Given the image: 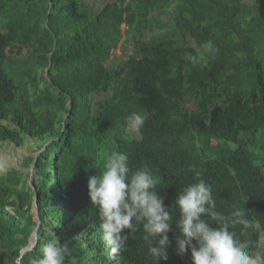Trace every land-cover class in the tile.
<instances>
[{
	"label": "trees",
	"instance_id": "1",
	"mask_svg": "<svg viewBox=\"0 0 264 264\" xmlns=\"http://www.w3.org/2000/svg\"><path fill=\"white\" fill-rule=\"evenodd\" d=\"M122 40L130 53L110 59ZM133 112L147 115L138 132ZM28 140L0 177V264H29L53 234L69 245L64 264H155L142 226L116 255L101 239L87 179L113 151L147 165L170 208L158 264H191L176 253L173 203L196 172L216 211L243 204L264 224V0H0V143Z\"/></svg>",
	"mask_w": 264,
	"mask_h": 264
},
{
	"label": "clouds",
	"instance_id": "2",
	"mask_svg": "<svg viewBox=\"0 0 264 264\" xmlns=\"http://www.w3.org/2000/svg\"><path fill=\"white\" fill-rule=\"evenodd\" d=\"M202 48L205 53L216 52L211 40ZM185 58L192 63L197 61L191 54ZM146 119V114L131 113L127 117L128 130L138 132ZM195 176L196 181L180 190L173 203L179 213L175 221L179 233L175 236L177 255H190L191 264H264V224L249 219L243 204L234 206L228 215L216 211L212 186L200 172ZM157 184L147 165L133 170L129 167L128 155L117 151L105 157L98 174L88 177V196L98 210L101 239L113 255L123 251L129 235L142 226L147 254L155 264L168 260L167 249L172 243L168 233L173 216L158 196ZM236 226H241L239 235L233 230ZM251 233L257 235L254 242L240 238ZM70 254L68 243H61L53 234L40 248V255L33 257L29 264H64Z\"/></svg>",
	"mask_w": 264,
	"mask_h": 264
},
{
	"label": "rangeland",
	"instance_id": "3",
	"mask_svg": "<svg viewBox=\"0 0 264 264\" xmlns=\"http://www.w3.org/2000/svg\"><path fill=\"white\" fill-rule=\"evenodd\" d=\"M87 2L91 4H96L97 0H87ZM122 30H125V27L122 26ZM123 40L121 43H119L118 47L112 51L110 59H114L115 57H118L122 55L123 53H130L131 51V45H129L128 48H123L122 46ZM34 74L31 75L33 77ZM31 140H28L26 142V145L23 147L18 148L14 144L11 143H0V177L4 171V169L11 167V166H18L19 161L29 153V147L33 144Z\"/></svg>",
	"mask_w": 264,
	"mask_h": 264
},
{
	"label": "water",
	"instance_id": "4",
	"mask_svg": "<svg viewBox=\"0 0 264 264\" xmlns=\"http://www.w3.org/2000/svg\"><path fill=\"white\" fill-rule=\"evenodd\" d=\"M38 155V152L36 153V156ZM36 157H35V161H36ZM34 216H35V220L38 222L39 225V221H38V216H37V209H36V202H34ZM36 232H33L30 239H29V243L28 246L23 248L20 252L21 255H23L24 252L26 251H30L32 248H34V246L36 245L37 241H36Z\"/></svg>",
	"mask_w": 264,
	"mask_h": 264
}]
</instances>
